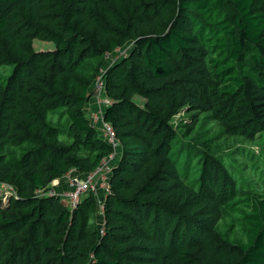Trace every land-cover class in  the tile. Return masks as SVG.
Returning <instances> with one entry per match:
<instances>
[{"label":"trees","instance_id":"trees-1","mask_svg":"<svg viewBox=\"0 0 264 264\" xmlns=\"http://www.w3.org/2000/svg\"><path fill=\"white\" fill-rule=\"evenodd\" d=\"M2 66L0 264H264V0H0Z\"/></svg>","mask_w":264,"mask_h":264},{"label":"built area","instance_id":"built-area-1","mask_svg":"<svg viewBox=\"0 0 264 264\" xmlns=\"http://www.w3.org/2000/svg\"><path fill=\"white\" fill-rule=\"evenodd\" d=\"M112 55H113L112 53H107V56H112ZM96 85L97 87L95 88ZM94 93L99 103H102L99 100V96L102 97L103 104L110 103L111 99L107 98L105 95L104 83H103V80L101 79V76L97 79L94 85ZM102 114H103V110L96 112L95 119L101 120ZM102 126H103V131L105 133V136L108 137V140L112 142L114 146H116L118 144V140L116 138L115 131L113 127L111 126V124L108 122H104ZM111 156L112 154L108 156V158L105 159L102 162V164L93 172H90L85 175H79L78 172H75L76 168H73V169H70L69 172L65 175L64 177L66 178L65 184L67 186L65 187V190L63 191L64 194L62 195L67 200L72 210L77 206L82 195H84L89 190H92L96 193H99V190H101L102 192L104 191L105 195L111 192V188L109 184V177H110L109 170L111 168L107 164L108 159ZM56 181H59V180H56ZM53 186H54V182H53ZM0 189L2 190L4 189V190L10 191L16 194L14 187L12 185H7L6 183H0ZM100 202L101 204L103 203L102 200Z\"/></svg>","mask_w":264,"mask_h":264},{"label":"rangeland","instance_id":"rangeland-1","mask_svg":"<svg viewBox=\"0 0 264 264\" xmlns=\"http://www.w3.org/2000/svg\"><path fill=\"white\" fill-rule=\"evenodd\" d=\"M34 46H35V48L37 50H48V49H54L55 48V44L53 42H48V41H43V40H38V39L35 40ZM117 49L118 50L115 51V54H113L112 56H108L107 64L111 63V60L120 59L123 56H125V54L131 49V41H129L125 46L117 48ZM11 68H12V66H2V67H0V69H2V72L5 73V74H7L9 72V69H11ZM96 87H97V85L95 86V88ZM99 100L103 103L101 96H99ZM95 101H96V103L94 102L95 104L93 105V107H94V109H97L99 107V101L97 100L96 97H95ZM256 147H258V146L256 145ZM120 151H121V148L117 145L116 146V151L108 159V162H107V164H108V166L110 168L113 167L116 164V162L118 161V159L120 157ZM64 179H66V178H62L61 180L58 179L59 181H56L57 179L54 180L53 181L54 182V186H52V187H53L54 191L59 192V194L61 195L63 200H66L65 197L62 195V194H64L63 191L65 190V187L67 186L65 184V180ZM53 190H52V192H54ZM0 194L2 195L4 201L8 200V196L9 195H15V193H12V192L4 190V189L3 190L0 189ZM100 220H102V217H100Z\"/></svg>","mask_w":264,"mask_h":264},{"label":"crops","instance_id":"crops-1","mask_svg":"<svg viewBox=\"0 0 264 264\" xmlns=\"http://www.w3.org/2000/svg\"><path fill=\"white\" fill-rule=\"evenodd\" d=\"M91 102H92L93 105L96 103L95 99H92ZM94 102H95V103H94ZM98 108H99V107H98ZM98 108H97V109H98ZM97 109H95V110H97Z\"/></svg>","mask_w":264,"mask_h":264}]
</instances>
